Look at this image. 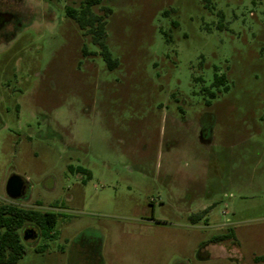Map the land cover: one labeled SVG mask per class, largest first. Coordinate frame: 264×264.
<instances>
[{
    "label": "rangeland",
    "instance_id": "1",
    "mask_svg": "<svg viewBox=\"0 0 264 264\" xmlns=\"http://www.w3.org/2000/svg\"><path fill=\"white\" fill-rule=\"evenodd\" d=\"M83 2L0 0V205L56 215L15 264H264V0H102L112 71Z\"/></svg>",
    "mask_w": 264,
    "mask_h": 264
},
{
    "label": "trees",
    "instance_id": "2",
    "mask_svg": "<svg viewBox=\"0 0 264 264\" xmlns=\"http://www.w3.org/2000/svg\"><path fill=\"white\" fill-rule=\"evenodd\" d=\"M102 0H84L80 9H65V16L74 22L84 36L89 37L90 44L98 50V54L108 71L117 67V60L112 58L107 45L106 24L110 16V9L101 6ZM93 7H100L101 13L92 12ZM84 53L87 52L84 50ZM224 78L216 74L213 79V86L223 85ZM210 98H214L211 94ZM207 211L191 215L189 220L196 223L203 218ZM56 222V215L52 212H39L25 210L13 205H0V264H15L24 255L19 231L25 229L26 225L40 232L43 238H50ZM32 230H25L29 232ZM34 232V231H33ZM232 238V234L216 236L211 239L212 243L226 241ZM30 243V242H27ZM264 260V257L261 258Z\"/></svg>",
    "mask_w": 264,
    "mask_h": 264
},
{
    "label": "water",
    "instance_id": "3",
    "mask_svg": "<svg viewBox=\"0 0 264 264\" xmlns=\"http://www.w3.org/2000/svg\"><path fill=\"white\" fill-rule=\"evenodd\" d=\"M5 193L12 200L22 197L25 194L24 182L17 176H11L6 182ZM36 238L37 235L33 231L23 233V240L26 242H33Z\"/></svg>",
    "mask_w": 264,
    "mask_h": 264
},
{
    "label": "crops",
    "instance_id": "4",
    "mask_svg": "<svg viewBox=\"0 0 264 264\" xmlns=\"http://www.w3.org/2000/svg\"><path fill=\"white\" fill-rule=\"evenodd\" d=\"M208 209H209V207H204V206H203V207L201 208V212H202V211H205V210L207 211Z\"/></svg>",
    "mask_w": 264,
    "mask_h": 264
}]
</instances>
